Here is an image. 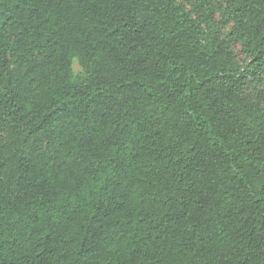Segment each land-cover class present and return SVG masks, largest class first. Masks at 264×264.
<instances>
[{
  "label": "trees",
  "instance_id": "trees-1",
  "mask_svg": "<svg viewBox=\"0 0 264 264\" xmlns=\"http://www.w3.org/2000/svg\"><path fill=\"white\" fill-rule=\"evenodd\" d=\"M0 264H264V0H0Z\"/></svg>",
  "mask_w": 264,
  "mask_h": 264
},
{
  "label": "rangeland",
  "instance_id": "rangeland-1",
  "mask_svg": "<svg viewBox=\"0 0 264 264\" xmlns=\"http://www.w3.org/2000/svg\"><path fill=\"white\" fill-rule=\"evenodd\" d=\"M177 1H182V0H177ZM235 49L238 50L239 49V45L235 46ZM239 58H242V54L239 53ZM74 68L75 70H78L79 69V66L78 64H74Z\"/></svg>",
  "mask_w": 264,
  "mask_h": 264
}]
</instances>
